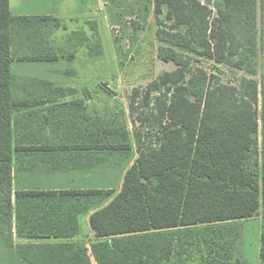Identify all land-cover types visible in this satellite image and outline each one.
<instances>
[{"label": "trees", "instance_id": "obj_1", "mask_svg": "<svg viewBox=\"0 0 264 264\" xmlns=\"http://www.w3.org/2000/svg\"><path fill=\"white\" fill-rule=\"evenodd\" d=\"M153 4L157 57L175 65L143 90L142 107L153 104V112L139 120L156 130L143 142L126 121H98L100 153L131 159L137 148L119 192H26L12 176L13 118L27 106L14 98L12 64L55 57H15L12 49L23 37L52 45L46 27L33 23L54 18L14 17L10 0H0V264H186L194 247L204 249L203 264H246L232 224L257 217L264 264V0ZM226 69L245 75L232 82ZM141 95L132 93L134 113ZM82 215L96 239L90 245L74 240ZM14 228L42 242L15 245Z\"/></svg>", "mask_w": 264, "mask_h": 264}, {"label": "crops", "instance_id": "obj_2", "mask_svg": "<svg viewBox=\"0 0 264 264\" xmlns=\"http://www.w3.org/2000/svg\"><path fill=\"white\" fill-rule=\"evenodd\" d=\"M64 2L65 0H10V10L14 17L54 18L44 23H33L46 27L47 37L52 45L41 44L38 38L31 42L23 37L19 38L12 49L15 57H40L42 54L55 57L53 60H15L12 64L14 98L18 102L27 103L13 118L12 176L14 187L26 192L104 189L96 184L108 178L109 172L113 171L114 161L119 156L109 155L108 151L100 153L99 118L121 119L131 129L128 110L123 105L120 113L113 114L107 112L108 105H99L100 91L106 96L111 95L110 88L107 87L109 84H93L90 71L93 58L99 56L96 23L88 21L85 23L88 24L87 28H74L62 45H57L54 41L51 28L59 24L58 27L67 32L68 22L50 8L52 5L60 7ZM34 7L39 9H31ZM77 58L88 64L74 69L64 67L61 63L69 61L73 64ZM16 63L47 65L50 72L56 74V78L27 77L18 73ZM74 77L81 82L79 88L75 85ZM68 81L72 83L68 84ZM57 89L64 93L57 94Z\"/></svg>", "mask_w": 264, "mask_h": 264}, {"label": "rangeland", "instance_id": "obj_3", "mask_svg": "<svg viewBox=\"0 0 264 264\" xmlns=\"http://www.w3.org/2000/svg\"><path fill=\"white\" fill-rule=\"evenodd\" d=\"M154 0H65L64 5L50 8L52 11L68 22V31L63 28L54 27L52 35L57 45H62L66 36L76 27L87 28L88 21H94L99 33V56L93 58L90 71L93 75V84L104 82L109 84L110 96H106L103 91L98 93L100 107H107L108 113H120L123 106L128 110V119L132 133H141L142 141L147 142V137L156 130L151 122L143 123L139 118L150 117L153 112V104L150 107L144 106V88L155 80L164 71H173L175 65L164 63L157 57L158 42L156 40V25L154 14ZM39 9V8H31ZM56 9V10H55ZM262 25L261 13L259 17V29ZM54 42V43H55ZM97 60H94L96 59ZM71 64L69 61H61L64 67L74 69L81 68V65L88 64L78 61ZM199 63L198 65H200ZM18 73L27 77H37L42 79L56 78V74L50 72L47 65H24L16 63ZM259 76H264V54L260 53L258 59ZM229 72V69H226ZM230 74V72H229ZM245 73L240 72L235 76L230 74L229 81L235 82L238 77ZM78 79L74 77V80ZM72 81H68L71 84ZM103 83V84H104ZM75 85H81L79 80H75ZM135 89L141 90V97L136 100L135 113L131 110V96ZM116 96V97H114ZM123 105V106H122ZM115 107L111 109V107ZM140 108V109H139ZM105 111V109H103ZM137 148H134L131 159H116L113 171L106 180L98 181L99 188L121 189L126 171L137 158ZM89 216L79 217L80 233L74 238L90 245L96 241L93 231L90 229ZM233 236L236 237L238 245L237 252H240L246 264H262L259 252L261 246V235L263 231V221L261 217L249 221L233 223ZM13 240L15 245L22 243H41L42 240H27L19 238L17 231L13 229ZM196 235V234H195ZM200 234L195 238L200 240ZM201 245V243H200ZM0 240V260L6 256V248ZM195 248H197L195 250ZM202 249L194 247L190 250L189 260L186 264H201L202 260L198 252ZM202 253V252H201ZM187 258V257H186ZM185 258V260H186ZM191 258V259H190ZM203 264V262H202Z\"/></svg>", "mask_w": 264, "mask_h": 264}]
</instances>
